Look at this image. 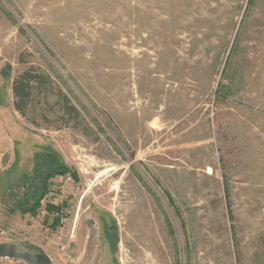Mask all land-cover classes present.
<instances>
[{"label": "rangeland", "instance_id": "rangeland-1", "mask_svg": "<svg viewBox=\"0 0 264 264\" xmlns=\"http://www.w3.org/2000/svg\"><path fill=\"white\" fill-rule=\"evenodd\" d=\"M29 70L47 81L22 117ZM46 153L76 180L21 215ZM0 245L52 264H264V0H0Z\"/></svg>", "mask_w": 264, "mask_h": 264}, {"label": "trees", "instance_id": "trees-1", "mask_svg": "<svg viewBox=\"0 0 264 264\" xmlns=\"http://www.w3.org/2000/svg\"><path fill=\"white\" fill-rule=\"evenodd\" d=\"M46 81L47 78L43 77L40 74H35L33 70L26 71L21 76H19L13 82L11 88L14 98L13 107L15 112L23 117L24 111L26 110L27 104L31 97V91L36 87L44 85ZM68 111L75 114V110L71 107L67 108V112ZM32 173L34 177L37 178L38 181H40V190L36 194V199L33 200V205L31 204L32 206L27 210H24V212L21 211V215H29L30 217L35 218V216L37 215L36 211L40 208L42 201L48 194V181H50L54 177H64L68 174L74 180H76V176L71 172V170L65 167L64 164L56 156L51 153L35 156V163L32 168ZM47 210L49 212H54L57 211V208L48 206Z\"/></svg>", "mask_w": 264, "mask_h": 264}, {"label": "water", "instance_id": "water-1", "mask_svg": "<svg viewBox=\"0 0 264 264\" xmlns=\"http://www.w3.org/2000/svg\"><path fill=\"white\" fill-rule=\"evenodd\" d=\"M0 259L21 261L27 264H52L45 254L28 253L15 245H0Z\"/></svg>", "mask_w": 264, "mask_h": 264}, {"label": "bare ground", "instance_id": "bare-ground-1", "mask_svg": "<svg viewBox=\"0 0 264 264\" xmlns=\"http://www.w3.org/2000/svg\"><path fill=\"white\" fill-rule=\"evenodd\" d=\"M150 225H151V224H150ZM150 228H151V226H150ZM150 228H149V229H150ZM146 230H147V228H146ZM146 234H147V233H146ZM146 234H145V235H146ZM147 235H148V234H147ZM150 235H151V234H150ZM150 235H148V236H150ZM153 243H154V242H153ZM157 246H158V245H157ZM149 260H150V259H149ZM144 261H145V260H144ZM147 261H148V260H147ZM150 262H151V261H150ZM146 264H147V263H146Z\"/></svg>", "mask_w": 264, "mask_h": 264}, {"label": "built area", "instance_id": "built-area-1", "mask_svg": "<svg viewBox=\"0 0 264 264\" xmlns=\"http://www.w3.org/2000/svg\"><path fill=\"white\" fill-rule=\"evenodd\" d=\"M66 181H70V179H69V178H67V179H66Z\"/></svg>", "mask_w": 264, "mask_h": 264}]
</instances>
